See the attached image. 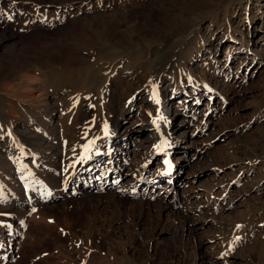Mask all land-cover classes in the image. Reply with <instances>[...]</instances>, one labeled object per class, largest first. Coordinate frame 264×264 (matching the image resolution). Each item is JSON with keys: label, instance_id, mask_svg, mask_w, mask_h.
I'll list each match as a JSON object with an SVG mask.
<instances>
[{"label": "rangeland", "instance_id": "1", "mask_svg": "<svg viewBox=\"0 0 264 264\" xmlns=\"http://www.w3.org/2000/svg\"><path fill=\"white\" fill-rule=\"evenodd\" d=\"M246 2L0 0V140L9 134L7 121L18 135L42 115L56 113L60 156L47 182L57 173L55 185L63 187L70 173L74 159L68 147L84 122V98L92 110L87 136L99 113L98 99L106 102L101 116L110 120L117 103L145 91L155 50H167L164 81L158 85H168L177 104L185 99L178 111L186 110L187 120L193 103L199 109L211 105L213 112L207 125L189 123L184 138L171 143L169 159L175 161L178 147L194 140L205 152L192 156L195 164L190 160L174 180L164 178L149 190L146 181L162 169L160 144L147 139L146 124L155 115L143 105L134 115H123L122 122L144 132L120 147L123 154L113 166L123 172L112 190L127 198L120 208L103 204L93 210L81 204L79 209L61 201L46 216H32L14 215L0 202L3 234L17 226L24 242L18 257L3 264H264V0H251L249 9ZM244 23L255 26L254 34ZM184 61L189 72L171 83ZM102 64L120 71L104 73ZM201 82L215 92L213 98L204 95ZM182 118L174 115L171 121L178 124ZM15 166L12 172L19 176ZM169 193L176 198L169 200ZM104 194L99 198L106 203L110 197ZM188 216L194 220L190 225L202 223L196 231L186 229ZM107 217L118 230L106 229Z\"/></svg>", "mask_w": 264, "mask_h": 264}, {"label": "bare ground", "instance_id": "2", "mask_svg": "<svg viewBox=\"0 0 264 264\" xmlns=\"http://www.w3.org/2000/svg\"><path fill=\"white\" fill-rule=\"evenodd\" d=\"M250 1L251 0H247L245 4V9L246 7H248V9L250 8ZM249 19L250 22H253L254 20L253 17H250ZM244 28L248 30L247 32L254 34L255 26L253 27V25L251 24H248L247 26L244 23ZM224 36L220 37V42L223 40ZM143 45L147 47L152 44L145 43ZM166 52L167 50L165 51L164 49H159L155 50V52L151 54V56L153 57L150 61H152L153 64L151 63V66L148 70H151L152 68V75L150 77V80L146 82L147 84L144 86L145 91L141 93V95H138V92L137 94H132L129 100L127 99L122 102V105H119L117 103V107L111 110L112 118L110 120H106L105 117L101 116V111H103L105 108H100V106H105L106 102H103V100L101 101L100 99H98V102L96 104L99 106L96 109H99V113L96 117V123L94 125V128L92 129V131H90V134L87 136H84V130L87 127V124L89 123L88 119L92 116V110L88 106V103L85 102L84 98L82 113V118L84 122L82 121L81 125L77 127V135L75 138L72 137L74 138L73 142L71 144L68 143V151L70 152L71 156H73L72 158L74 159V161L72 162L69 175L66 176L67 178L62 183L63 187L55 185L58 176L56 175L57 173L53 174L52 176L54 178L49 179L47 182V178L49 176V174L47 173H50L49 169L53 170L54 168H57V159L60 156L58 146L59 141H61V138L58 136L59 134L57 133L58 123L55 120L57 118L56 113L54 114L49 111L48 114L42 115L38 123L36 122V124L33 125L31 128L24 131L23 133H19L18 135H16L15 131L13 130V127L11 128V123L7 121V124L9 126V134L6 137H2V139L0 140V173L3 174V176L0 177V202L2 203V205L4 207H11V210H9L12 211V214H14L13 212H28L32 213V216H46V210H49V208L53 207L56 208V206L59 205L61 201H63V204H65L63 205L64 207L69 205H75L76 208L78 207L80 209L81 204H83L82 206L84 208L88 207L89 209L91 208L93 210L100 209L103 204H106L105 206L110 204H116L117 208H120L121 204L127 205V198H125L122 192H112V190L117 188V181H115L116 177L119 178L120 175L122 176L123 174V172L119 170L117 171V168L114 169L113 166L115 164L117 165V162L119 160L118 157L120 155L122 156L123 154L120 150V147L125 145V143L131 140L134 136L138 137L137 135H140L144 132V130L142 129L134 128L131 124H129V122H122L123 115L125 113L129 115H134L142 109V105L143 107L146 106L147 109L152 110L155 115V119L150 120V124H146L147 130H150L149 133L151 134L148 135L147 139L151 142V144L159 143L160 148L158 150V153L163 155L161 156L162 158L160 160V166L162 169L158 171L157 174L153 173L151 175V178L146 181V188L149 190L150 187H153L155 185L158 186L159 182L164 178L169 177L168 180L172 178V180H174L175 175L183 173L186 166L191 163L189 161L192 160V156L195 157V155H200L205 151L201 147V145L198 144V141L195 142L194 140L192 141L191 145H180L178 147L179 151L176 152V154H178L175 157L176 160L172 162L169 159L170 145L172 142L177 143V140H182L184 138V136L186 135L185 133L187 132L191 124L190 122H200V124L203 126L204 124L207 125L209 121H213L212 117H210L212 116L211 113L213 112H211V105L199 109V107L197 106L195 108H192L194 107L192 105H196V103H193L191 105V110L193 111H190L189 120H187V116L185 115V113H187L185 112L186 110L184 111V113H180L178 111L180 108V104H182V101H184L185 99L183 98L177 104V101L175 102L177 97L167 89L169 87L168 85L164 89L159 88L158 83L162 82L164 77V67L167 66V63H165L162 59L163 56L166 55ZM112 58L113 55L111 56V59ZM118 60L120 61L121 59ZM186 60L188 61V57H186ZM186 62H182V65L178 67L179 72L176 73L177 75L174 78L170 79L171 83H175L176 81H178V79L181 78L179 76L180 72H189V69L186 66ZM101 68L104 73L109 72L110 70V73L120 71H118L116 67H114V65L110 66V64L108 66L102 64ZM191 79L195 80L193 76L191 77ZM195 83H200V81L195 80ZM168 84H170V82ZM201 84V86L204 87V90H206V92L204 91V95L206 94L208 95V98H213V94H215V92L211 88L205 86L204 82H201ZM140 98H142V100L140 104L137 105L136 101ZM178 114H181L183 118L177 124L176 122L174 123V120L172 122L171 119L174 118V115L176 116ZM70 135L72 136V134ZM68 139L70 141V138ZM191 148L193 152L189 153V151H191ZM124 149L125 151H127V149L129 150V148L127 147H125ZM105 155L108 156L107 161L103 159ZM196 159L198 160V158ZM194 162L195 161H193L192 163ZM197 162L199 161H196V164ZM14 164L16 165L15 167L17 169L21 170L17 171L19 172V176L17 175V173L12 172V169L14 168H12L11 165ZM4 173L6 174L4 175ZM85 178H89L88 183L84 181ZM111 178L113 180L112 182L110 180ZM16 179L20 180V183L22 185H17ZM144 180L145 178L143 177L139 179L140 182ZM46 184L48 186L52 185L53 188H47ZM79 185H82L83 187L79 189ZM100 194H104L110 197H106V203H104V201L99 198L101 197ZM168 196L167 197L169 198V200L176 198L171 193H169ZM167 197L165 196V198ZM7 201H9V203H7L6 205ZM167 205L168 202L166 201V204H164L163 207H167ZM59 206H57V208H60ZM44 210L45 213H42ZM160 213L161 212H158V214ZM171 213L172 216H175V218H177L176 216H178V218L180 219L181 216L179 213ZM23 215L24 214L22 213L21 216ZM106 219H109V225L106 229H112L115 231L118 230V224L116 223L117 226L113 224L114 220H111L109 217H107ZM188 220H186V229L188 230V232H191L192 230L196 231L202 224L200 222L196 224L193 223L192 225H190L189 222L192 223L194 222V220L190 218ZM20 222L21 221H19V223ZM63 222L66 226H71L70 222L67 219ZM98 228L104 229L103 226H99ZM17 230V226H13L9 228V230L6 228L4 235L2 228L0 227V241H4L3 243H1V245L4 244V247H0V249L2 250L1 253H4V258H0V264L6 262V259L7 262H9L15 257H18L20 247H22V244L24 242H22L21 235L17 233ZM9 232L10 235H8ZM24 235L26 237V232L24 233ZM197 243L200 244L201 241Z\"/></svg>", "mask_w": 264, "mask_h": 264}, {"label": "snow or ice", "instance_id": "3", "mask_svg": "<svg viewBox=\"0 0 264 264\" xmlns=\"http://www.w3.org/2000/svg\"><path fill=\"white\" fill-rule=\"evenodd\" d=\"M9 19H11V17H9Z\"/></svg>", "mask_w": 264, "mask_h": 264}]
</instances>
